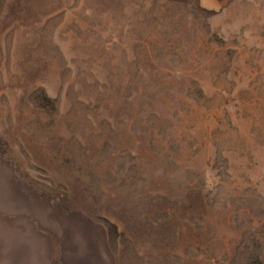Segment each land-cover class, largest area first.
I'll list each match as a JSON object with an SVG mask.
<instances>
[{
    "label": "rangeland",
    "instance_id": "1",
    "mask_svg": "<svg viewBox=\"0 0 264 264\" xmlns=\"http://www.w3.org/2000/svg\"><path fill=\"white\" fill-rule=\"evenodd\" d=\"M0 264H264V0H0Z\"/></svg>",
    "mask_w": 264,
    "mask_h": 264
}]
</instances>
